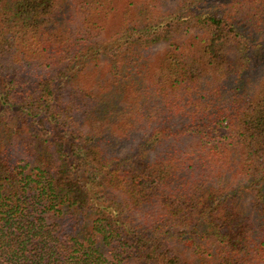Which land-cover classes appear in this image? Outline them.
<instances>
[{
  "label": "trees",
  "instance_id": "obj_1",
  "mask_svg": "<svg viewBox=\"0 0 264 264\" xmlns=\"http://www.w3.org/2000/svg\"><path fill=\"white\" fill-rule=\"evenodd\" d=\"M0 264H264V0H0Z\"/></svg>",
  "mask_w": 264,
  "mask_h": 264
}]
</instances>
